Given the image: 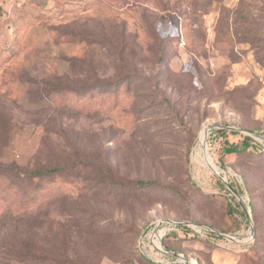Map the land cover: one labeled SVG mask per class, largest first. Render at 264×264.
I'll use <instances>...</instances> for the list:
<instances>
[{
    "label": "rangeland",
    "instance_id": "374dc122",
    "mask_svg": "<svg viewBox=\"0 0 264 264\" xmlns=\"http://www.w3.org/2000/svg\"><path fill=\"white\" fill-rule=\"evenodd\" d=\"M219 125L264 130V0H0V175L18 194L6 204L0 188V264H151L142 231L165 262L148 226L170 216L253 226L250 244L186 234V259L264 264V145L228 155ZM13 167L61 172L24 207ZM21 230L46 261L5 254Z\"/></svg>",
    "mask_w": 264,
    "mask_h": 264
},
{
    "label": "trees",
    "instance_id": "16d2710c",
    "mask_svg": "<svg viewBox=\"0 0 264 264\" xmlns=\"http://www.w3.org/2000/svg\"><path fill=\"white\" fill-rule=\"evenodd\" d=\"M128 82H129L128 79H124L123 84L127 83V85H128ZM112 84L107 86V84L105 82H101L100 86L103 88H106L105 90H107V88L109 86H112ZM258 132L261 135H264V130H258ZM217 134L223 137V143L226 146L224 150L228 155L233 154V153H235L241 149L252 148L251 147L252 145H250V142L253 139L248 135H243L239 132H236L235 130H229V129L223 128V125H219V129L217 130ZM227 134H239L242 136V140L240 143L229 142L227 139L228 138ZM253 151H255V149ZM259 152L264 153V147H261L260 150H258V153ZM10 171H11L12 175L14 176V178L17 182L27 183V185H28L27 188H28L29 192L26 193V195H24V197L26 198V201L23 205L24 207L30 206V204L37 202L41 196L44 197L47 194V193H43V191H41V188H34L33 186H31L35 179L46 180L52 174H54L56 172L57 173L61 172V170L59 168H56V167H50V168L40 167V168H35L32 170H22L18 167H13V168H11ZM0 176L2 177L5 175L1 174ZM1 177H0V188H1V194L3 196L2 198H4V203L12 204V198H16L18 196V194H16V192L13 191L16 186L6 176L4 178H6L8 180V183L6 185H4V182L2 181ZM136 183L140 187L146 186L147 184H149L148 181H144V180H137ZM231 202L232 201L227 203L228 213L236 214V211H241L236 202L235 203H231ZM161 218L175 219V220H188L191 222H195L192 219H189L186 217H178V216L161 217ZM12 232L9 233L7 236L11 237ZM15 232L20 235L19 239H21V240H19V242H17V243H16V241H8L7 242V244H9L8 247H2L4 249H6L5 254H7L9 256L13 255L14 257L13 256L12 257L14 260L15 259L16 260H30V261L41 262L43 260L46 261L49 258L50 251H48L47 248H45V247H48L47 242L43 241V242H40L39 245H35V243H34V245H30L31 241L26 240L28 237V233L26 231L21 230L20 232H17V231H15ZM190 233H192L190 231V229H188L185 226L177 227L176 230L171 231L170 233H168L164 237L163 244L169 250H172L175 252H181L179 244L181 243L182 240H185L186 238L189 239L190 237H186V234H190ZM181 234H184V235H181ZM190 236L194 237L196 235L194 233H192V235H190ZM42 247H44V248H42ZM134 250L136 251L137 254H139V256H141L142 259L148 261L151 264H155L137 251L136 240L134 242ZM195 261H196V259H195ZM197 264H198V262H197Z\"/></svg>",
    "mask_w": 264,
    "mask_h": 264
},
{
    "label": "built area",
    "instance_id": "2783aa9c",
    "mask_svg": "<svg viewBox=\"0 0 264 264\" xmlns=\"http://www.w3.org/2000/svg\"><path fill=\"white\" fill-rule=\"evenodd\" d=\"M242 134L248 135L253 139L251 133L244 132ZM259 135L262 136L260 142H262L264 145V139H263L264 135H261L260 133ZM186 222H191V221L157 218L154 221H152L148 226L151 227L150 231L148 232V243L151 251L154 252L155 254L166 257L167 261L163 262L160 259L155 260L152 257L150 258L149 256L146 255L145 251H147V246L145 243L144 231H142V233L137 238V242H136L137 251L155 264H196V262H193L190 259H186L182 253L169 250L163 244L164 237L171 231L176 230L177 227H181V226L187 227L188 229H190L192 233L196 235L200 234L201 236H205L206 237L205 239L211 241L212 243H214L213 241L216 239H225L226 241L231 243V245L234 244V242L250 244L253 240V235L251 234L249 227H248L249 229L248 233L245 236H241L234 233H226V232L223 233L213 227H212L213 230H217L219 233H216L213 230H204L195 225H192L191 223H186ZM155 240L157 242L156 244H155ZM230 246L228 248H230ZM221 248L228 249L226 248V246H221ZM170 252L177 253L178 256H173L170 254Z\"/></svg>",
    "mask_w": 264,
    "mask_h": 264
},
{
    "label": "water",
    "instance_id": "95a60500",
    "mask_svg": "<svg viewBox=\"0 0 264 264\" xmlns=\"http://www.w3.org/2000/svg\"><path fill=\"white\" fill-rule=\"evenodd\" d=\"M223 128H226V129H229V130H236V131L241 132V133H244L245 132L243 129H235L232 126H223ZM217 129H218V127H217ZM249 133H251L252 135H257L258 137L262 138V136H260L259 134H255L253 131H249ZM206 134H207V130H206ZM263 139H264V137H263ZM214 172L217 174V176L219 177V179H221V182L226 186V188L234 196H236L235 193L233 192L232 188L228 185V182H227L225 176L222 175L221 173H219V171H214ZM237 201L240 203L241 207L246 212V214H249L248 213L249 212L248 206H246L243 201H241V202H240V200H237ZM186 223H191L192 225H195V226H197V227H199L201 229H204V230H213V228L211 226H206V225H203V224H200V223H196V222H186ZM249 228H250L251 234L253 235V233H254L253 226L249 225ZM213 231H215L216 233H219L217 230H213ZM170 254L173 255V256H178L177 253L170 252Z\"/></svg>",
    "mask_w": 264,
    "mask_h": 264
},
{
    "label": "bare ground",
    "instance_id": "6f19581e",
    "mask_svg": "<svg viewBox=\"0 0 264 264\" xmlns=\"http://www.w3.org/2000/svg\"><path fill=\"white\" fill-rule=\"evenodd\" d=\"M204 137H205V133H204V135H202V137L200 138V142H201V144L203 145V141H204ZM198 156H199V153H195V158L197 159L198 158ZM156 242V241H155ZM157 243V242H156ZM155 243V244H156Z\"/></svg>",
    "mask_w": 264,
    "mask_h": 264
}]
</instances>
